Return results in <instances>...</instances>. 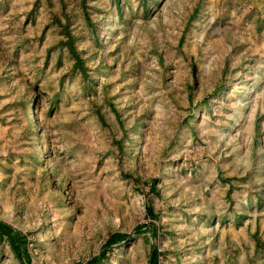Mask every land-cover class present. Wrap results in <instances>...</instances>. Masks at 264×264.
Masks as SVG:
<instances>
[{"label":"rangeland","instance_id":"obj_1","mask_svg":"<svg viewBox=\"0 0 264 264\" xmlns=\"http://www.w3.org/2000/svg\"><path fill=\"white\" fill-rule=\"evenodd\" d=\"M0 223V264H264V0H0Z\"/></svg>","mask_w":264,"mask_h":264},{"label":"trees","instance_id":"obj_2","mask_svg":"<svg viewBox=\"0 0 264 264\" xmlns=\"http://www.w3.org/2000/svg\"><path fill=\"white\" fill-rule=\"evenodd\" d=\"M0 233L2 235L6 234L9 237L16 238V236L14 235V233L12 231V227L9 224H7V223H0ZM124 238H125V234L124 233L116 232V233L111 235L109 241H110V243H112L114 241L122 240ZM96 261L97 260H95V259H91L88 262H86L85 264H96ZM156 263H157V255H153L152 264H156Z\"/></svg>","mask_w":264,"mask_h":264}]
</instances>
